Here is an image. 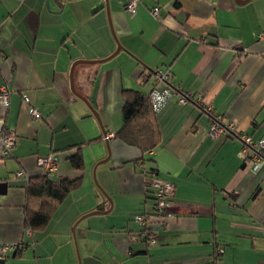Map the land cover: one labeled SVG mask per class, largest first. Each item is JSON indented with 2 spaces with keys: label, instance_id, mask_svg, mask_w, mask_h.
Returning <instances> with one entry per match:
<instances>
[{
  "label": "crops",
  "instance_id": "obj_1",
  "mask_svg": "<svg viewBox=\"0 0 264 264\" xmlns=\"http://www.w3.org/2000/svg\"><path fill=\"white\" fill-rule=\"evenodd\" d=\"M139 1L130 15L127 0H108L109 17L105 0H49L50 11L46 0H0V88L12 91L8 109L0 102V246L22 247L0 252L3 264H264V168L249 172L238 141L210 137V117L195 102L181 106L175 95L156 114L160 143L147 154L114 137L105 161L101 139L123 126V92L148 96L156 70L170 72L176 94L201 97L223 123L263 139L264 0ZM76 62L84 63L74 89L102 126L71 91ZM8 132L18 142L4 156ZM74 146L82 172L71 162ZM51 153L52 179L82 184L30 232L26 187ZM147 173L175 187L167 226L151 244L135 220L154 209Z\"/></svg>",
  "mask_w": 264,
  "mask_h": 264
},
{
  "label": "built area",
  "instance_id": "obj_2",
  "mask_svg": "<svg viewBox=\"0 0 264 264\" xmlns=\"http://www.w3.org/2000/svg\"><path fill=\"white\" fill-rule=\"evenodd\" d=\"M140 6L139 0H127L126 11L130 15H134ZM152 15L159 18L160 8L155 7L152 9ZM262 39V36H261ZM155 87L150 93V101L154 112L159 113L169 100L177 95L178 103L181 106L187 105L189 102H195L196 105L202 110L203 113L208 115L211 120L209 128V136L213 139H218L222 136H227L242 145V154L245 164L249 172L258 174L264 168V138L259 141H254L250 136L244 134L239 129L236 123L229 122L223 123L221 117L215 116L211 104L205 102L201 97L196 100L193 99L191 93L183 94L172 91L170 86V72L156 70L152 72ZM12 91L6 86L0 88V102L3 107L8 109L11 104ZM23 105L26 107L29 115L33 120H39L41 113L39 109L32 106L27 97L23 96ZM115 137L114 133H105L103 139L105 142L111 141ZM18 140L14 134L8 132L2 136L3 154L9 156L15 148ZM58 165V158L56 154H49L44 157L38 158V166L44 175L53 176L56 172ZM22 173H18L20 177ZM144 182L146 187L154 189L155 210L154 214H143L136 216L135 220L142 227L140 232V240H146L147 244L156 241L158 234L166 228V217L170 211L172 197L174 196L175 187L172 183L167 181L158 180L155 173L144 174ZM22 249L21 246L1 245L0 252L2 255L7 253H14L16 250ZM222 253V251L220 252Z\"/></svg>",
  "mask_w": 264,
  "mask_h": 264
},
{
  "label": "trees",
  "instance_id": "obj_3",
  "mask_svg": "<svg viewBox=\"0 0 264 264\" xmlns=\"http://www.w3.org/2000/svg\"><path fill=\"white\" fill-rule=\"evenodd\" d=\"M123 93L125 98L122 110L123 126L115 134V138L147 154L155 150L160 143L157 115L152 108L150 94L145 96L139 91H124ZM72 149L76 151L71 156L73 167L75 171L82 172L81 148L76 146ZM82 180L79 177L72 181H54L52 176L44 175L42 172L40 176L31 178L26 187L25 228L30 232L45 228L58 207L81 186ZM154 210L155 204L153 214ZM142 241L146 242V240ZM20 251L22 250L18 249L15 253L19 255Z\"/></svg>",
  "mask_w": 264,
  "mask_h": 264
},
{
  "label": "water",
  "instance_id": "obj_4",
  "mask_svg": "<svg viewBox=\"0 0 264 264\" xmlns=\"http://www.w3.org/2000/svg\"><path fill=\"white\" fill-rule=\"evenodd\" d=\"M106 1V11H107V14L109 15V17H110V9H109V7H108V0H105ZM237 2H240V3H243V2H246V1H249V0H236ZM46 6H47V9L50 11V2H49V0H46ZM113 32V31H112ZM113 35H114V33H113ZM115 37V36H114ZM122 48H121V46H120V44H118V50H117V52L115 53V54H113V55H116L120 50H121ZM81 62H76L74 65H73V67H72V70H71V91H72V93L77 97V98H79L80 100H82L87 106H88V108L91 110V112H92V114L95 116V118L98 120V122H99V124L102 126V122H101V120H100V116H99V114L94 110V108L91 106V104L89 103V101H87V99L85 98V97H83V96H81L80 94H78L77 92H76V90L74 89V80H73V75H74V69H75V67L78 65V64H80ZM82 63H84V62H82ZM81 63V64H82ZM89 63H92V64H97L98 62H89ZM106 132H104V134H105ZM107 149H108V158H107V160H105V161H108V159H110V157H111V149H110V146H109V142H108V144H107ZM4 187H6L5 185H4ZM104 193V192H103ZM105 196H107L106 194H104ZM107 199H109L108 198V196H107ZM95 214H97V213H100V212H94ZM15 255H12V257H14ZM5 260H3V259H0V264H3V262H4Z\"/></svg>",
  "mask_w": 264,
  "mask_h": 264
}]
</instances>
